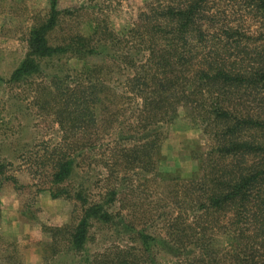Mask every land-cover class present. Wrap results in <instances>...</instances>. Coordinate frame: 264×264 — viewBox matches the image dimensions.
<instances>
[{"label":"trees","instance_id":"trees-1","mask_svg":"<svg viewBox=\"0 0 264 264\" xmlns=\"http://www.w3.org/2000/svg\"><path fill=\"white\" fill-rule=\"evenodd\" d=\"M48 4L8 82L40 76L42 62L55 56L84 61L72 74L40 77L33 88L36 105L61 130L60 141L44 147L37 172L52 197L81 207L75 223L44 226L54 251L82 254L95 223L121 222L131 242L111 244L83 264H159L158 244L168 247L174 264H264V0H146L125 33L95 13L83 31L56 42L50 35L64 18L88 4L66 10L59 0ZM114 74H122V87L111 85ZM181 109L203 127L210 145L199 177L168 179L173 196L163 217L157 204L142 211L144 220L135 213L119 217L110 209L117 185L95 200L70 188L86 147L94 156L96 147L103 149L107 181L121 173H154L165 139L161 129ZM5 169L0 162L1 176ZM8 179L17 182L14 175ZM158 227L159 237L149 231ZM216 227H225L231 242L225 251L210 241Z\"/></svg>","mask_w":264,"mask_h":264},{"label":"rangeland","instance_id":"rangeland-1","mask_svg":"<svg viewBox=\"0 0 264 264\" xmlns=\"http://www.w3.org/2000/svg\"><path fill=\"white\" fill-rule=\"evenodd\" d=\"M145 2L59 0L58 7L65 10L82 3L88 5L75 17L70 15L64 18L50 35L51 42L77 29L83 31L90 15L95 13L109 18L117 32L125 33L137 20ZM48 11V0H0V162L6 165L5 174L0 175V264H8L13 259H18L21 264H83L86 257L111 244L131 242L130 234L121 222L113 225L95 223L90 229L91 241L82 254L66 248L62 252H55L51 238L44 230V226L75 223L81 214V207L77 200L52 197L49 190L44 188L43 175L37 172L36 163L41 161L44 147L58 143L61 130L54 116L40 111L33 88L40 77L49 79L55 74H72L74 70L82 68L84 61L75 57L55 56L42 62L40 76L30 77L20 84L10 83L8 79L26 55L29 30ZM222 18H227L226 13L223 12ZM133 51L134 54L137 52L136 49ZM114 66L119 68L118 63ZM121 77L122 74L110 77L114 89L122 87ZM124 113L125 116L131 115L130 111ZM187 117L185 110L181 109L173 122L163 125L161 130L165 139L161 145L156 175L155 172H130L122 176L121 173L107 181L108 172L99 158L103 149L96 147L98 156H94L96 154L86 147L77 160L76 170L69 181L70 188L82 190L95 200L102 198L109 187L117 185V200L110 209L119 211V217L135 213L144 220L142 211L154 208L156 204L164 207L159 209L163 217L169 211L167 203L173 196V183L168 179L178 178V183H182L199 177L204 155L210 145L203 127ZM39 170L43 171L41 167ZM8 175H14L17 182L8 179ZM158 224L162 226L161 222ZM159 227L149 231L162 236ZM224 228L216 227L210 239L218 251L230 247L229 237L222 233ZM155 251L159 264H174L175 258L166 245L158 244Z\"/></svg>","mask_w":264,"mask_h":264}]
</instances>
